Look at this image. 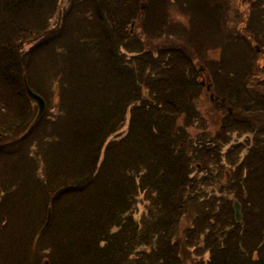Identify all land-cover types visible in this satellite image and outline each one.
Returning a JSON list of instances; mask_svg holds the SVG:
<instances>
[{"label": "trees", "instance_id": "1", "mask_svg": "<svg viewBox=\"0 0 264 264\" xmlns=\"http://www.w3.org/2000/svg\"><path fill=\"white\" fill-rule=\"evenodd\" d=\"M141 1L75 0L53 27L49 20L58 11V0H0V143H8L0 149V160L17 163L13 166L5 161L0 184H11L8 179L13 180L12 175H18V171L21 178L25 177L24 185L21 183L24 189L15 188L19 198L13 197L15 190L10 191L2 205L1 212L5 213L0 214V220L12 228L5 233L23 227L26 233L32 221L26 215L28 210L33 213L39 204L41 210L50 204L49 229H64V236L57 241L60 247L56 243L50 257L51 264H181L186 254L183 252L190 247L198 251L201 234L207 232L212 237L215 228L227 246L214 251L213 242L206 264H264L263 254L260 259L252 255L256 246L263 251L264 244V162L259 157L264 151L252 147L239 162L234 156L239 148L225 154L238 170L220 193L229 191L243 206L246 197L243 200L241 195L248 196L252 189L251 195L257 196L250 201V212L242 211L241 225L233 223L231 201L226 198L230 212L211 215L209 204L207 218L213 226H202L205 212L198 206L206 209L207 203L199 204L194 197L187 199L189 194L212 185L215 175L205 168L200 179L192 178L189 157L195 154V148L187 146L188 151L185 145L180 147L176 136L178 132L186 135L187 127L199 116L189 85L196 74H187L191 66L184 63L185 56L179 62L173 53L178 46L172 42L159 44L157 55L147 48L154 36L167 34V28L163 29L168 27L166 14L171 0H143L151 7L150 14L148 8L144 10L143 18L139 17L143 13L139 9ZM197 1L176 0L190 7ZM105 6L107 15L103 13ZM119 10L121 14H116ZM132 20L136 22L130 33ZM120 47L132 55L123 54ZM23 73L30 87L47 101L46 113L31 127L35 107L26 97ZM224 76L228 77L226 71ZM144 88L147 96H143ZM233 89L236 91L223 94L214 89L226 98L225 102L215 101L219 114L226 116L220 127L224 143L231 132L247 130L233 106L234 98L240 96ZM127 113L128 134L107 144L100 159L108 135L124 124ZM208 135L200 140L199 151L204 152L200 154L206 162L212 159L218 164L220 171L222 154L214 148L215 140L208 141ZM258 141L257 137L254 142ZM259 144H264V138ZM34 146L39 147L45 171L34 170L38 165L32 153ZM221 179L224 181L223 172ZM257 182L261 184L255 191ZM141 193L154 205L146 209L143 229L131 217L118 216L129 210ZM188 204L198 208L194 217L198 226H188L189 231L182 234L177 226L189 217L185 209ZM86 216L92 217L89 224L95 225L84 234L79 230ZM116 225L119 228L113 232ZM251 233L254 239L246 243L252 252L247 258L226 249L230 242ZM4 236L0 234L1 240ZM142 244L149 246L148 253L142 251L145 257L133 252ZM13 262L25 263L17 258Z\"/></svg>", "mask_w": 264, "mask_h": 264}, {"label": "rangeland", "instance_id": "2", "mask_svg": "<svg viewBox=\"0 0 264 264\" xmlns=\"http://www.w3.org/2000/svg\"><path fill=\"white\" fill-rule=\"evenodd\" d=\"M74 2L75 0H58V11H54V15L49 20L50 26L55 25L57 18L61 16L63 10H67L68 8H70ZM114 2L113 5H115ZM197 2L192 4V6L189 8H184V6L186 5L182 6L181 2L171 0L168 4L166 14L168 27H165L163 29L165 30L167 28V34L163 37L160 36V38H158L159 36H154V38H152V42L147 45V48L155 55L159 43L172 42L173 45L178 46L176 50H173V53H176L177 59L180 58L179 62L182 61L185 56L187 60H184V63L187 66H191V68H189L190 72H197V75L195 76V79L197 81L192 78L193 81L192 83H189V85L191 86V93L196 97L195 113H197L199 116L193 119V121L190 123L191 126L187 127L186 135L182 132H178L179 134H177L176 136L179 146L182 145L180 147L184 148L183 145H185L186 150L189 149L187 148V146L195 148V154H191L189 157V162L191 164L190 176L195 179H200L203 175H205V168H208L209 172L212 171V173L215 175V181L214 183H212V185L202 187L201 190L198 191L200 193L196 192L189 194L187 199L190 201L194 197L195 199H197L196 202L199 204L201 201L204 202V205H206L207 203L206 209H202L197 205L198 208L202 210L201 212H205V216H202L203 218H205V220L202 221V226H205L206 223L207 227L209 226V224H212L213 226V223H210V220L207 218V216H209V212L207 210L211 208L208 206L209 204H212V210L210 212L211 215L215 213V215L220 216L226 210L230 212V210H228V204L226 201V198L228 199V196L230 195L229 191L225 194L220 193V190L224 189L223 185L225 184V181L221 179V173L223 172V175H225V171H227L228 175L232 178L234 177V173L235 176L237 175L236 172L238 169L234 163L231 164L227 161L225 154L234 152L235 149L239 148V153L234 154V156L237 155L235 160H238L239 162L241 161V159H244L245 155L248 154L249 149L252 147L255 151H264V144H259L261 142V139L264 138V102L261 97V95H264V19H258L260 13L262 11L264 12V0H211V3L209 2V0H198ZM142 5L144 7L142 10H140L143 11V13L139 16L140 18L144 17V10L148 8L147 2L143 1L142 4H139V9H141ZM105 7L106 10H104L103 13L107 15L109 11L107 9V6ZM150 9L151 7L149 6L148 14H150ZM116 14H121L120 10ZM249 16L250 19L248 20L247 18H249ZM207 17H209L212 22L214 21L211 28L210 22L208 21ZM203 18L206 21H201ZM229 28L233 29L230 31ZM201 29L202 31L205 30V32L207 33L209 29H211L212 33H210V35L204 34L206 36H202ZM230 34L231 38L229 37ZM249 34L253 36V41L248 38ZM214 38L217 39L216 42L220 40L223 44H225V47H227L225 54L221 53L224 48L220 46V49L218 50L216 55H213L212 51L216 49L214 44L216 42H214ZM254 43L258 44V46L262 48V52L260 54L256 52ZM212 44L214 45L209 49L206 56L207 58L215 59V61L211 59L213 62L205 64L204 61H202L201 55L205 51V49ZM200 63H202L201 65L205 67L204 74L206 77V82L210 83L212 86H215L214 89L217 90L218 93L223 94V92H229L231 91V89L235 90L233 88H236L239 91L240 96L234 98L233 106H235L236 110L239 113L238 116L240 122L246 124L247 132L245 131V129L243 131H239L238 133L240 134H238L237 132H231L230 135L226 137V143H224V137H222L220 130L222 121L226 120V116L222 112V114H219V109L216 107L219 105H217V102L212 103L209 101V92H206L205 88L201 87L198 82L199 78L197 65ZM225 71L228 73V77L226 78H224ZM234 77L236 78L234 79ZM219 97L223 96L219 95ZM192 113H194V110L192 111ZM203 115H205L206 118H204ZM128 119L129 114H127L124 124H120L121 126L117 125L116 129L113 130L110 135H108L106 143L112 141H120L125 135L128 134ZM180 123H183V121H180ZM241 126L243 127V125ZM218 131H220V134L218 133ZM209 133L210 136L208 135V141L215 140L216 145L214 146V148L219 149V152L222 155L224 154V156L222 157L221 155L220 158V163L222 165V170L220 168V171L219 167L217 166L218 164H213L212 159H209L208 162H206L205 157L203 158L201 155L204 154V152L202 153L199 151L200 147L198 145L200 143V140L205 137L204 134ZM257 137L259 141L258 143H255L254 140ZM7 144L8 143L6 142H1L0 149L7 146ZM196 144L198 146V149ZM32 153L38 164L35 165L34 170L36 169L45 171V164L42 155L40 154L39 147L34 146V150ZM263 153L262 156L259 155L261 162H264ZM6 160V158L0 160V170L1 168L7 167L5 163ZM7 161L9 162L8 164H12L14 162L12 159H9ZM12 165L16 166L17 163H13ZM261 168H264V164L261 166ZM38 173L39 172H37V174ZM243 173L244 172L241 171L240 175H243ZM15 174H17V171L15 172ZM18 175H12L14 176L13 180H11L10 178L8 179V183L12 182L11 184H8L6 186L0 184V214L5 213L1 212V210L2 205L5 203V199L10 196L9 192H12L13 190H15V188H19L20 190L24 189L21 183L23 184L25 177L21 178L20 175ZM241 178L244 177L241 176ZM19 180V184L15 186L14 183ZM254 182L256 181H252V183ZM259 183L260 182H257L253 186V189L255 191L258 190V186H260L261 184ZM189 191L190 190H188V192ZM142 194L144 193H141V195H136L135 202L133 201V204L130 206L129 210H126L125 213H120L118 215L120 219L131 217L133 222H135L140 229H143V219L146 214V209L154 207L151 201H145L144 195ZM251 194L252 189L250 190L248 196L241 195L243 200L246 197L245 206L241 205V211H243L244 209H248V213L250 212V201H252L254 198H257V196H254V194ZM18 195L19 192L16 189L13 197L18 199ZM145 196L147 198L148 195L145 194ZM40 205L41 204L35 207L33 213L29 210L26 213V215H29L31 217L30 220H32L29 222V224H27L28 227L26 228V233L24 227L13 229V232L5 233V231H11L12 228H10L8 224L6 226V223L0 220V229L2 230L6 226L4 233H1L0 230L1 235H6L2 240L0 238V264H16L13 262V259L15 258L24 261V264H51L52 260L50 257L55 250L54 247H56V245L58 244V239L64 236L62 235L64 229L54 228L50 230L48 227L41 235L37 237L38 230H40L45 222L48 209V205H45L43 207L45 209L41 210ZM198 208L194 206L190 207V204L185 206L186 211H188L187 215H189V217H186V215L183 216L182 218H186H184V220H182V222L177 226L182 234L189 231V227L193 228L195 227V225L198 226V220L194 219L196 215L195 213ZM83 220L85 221V223L81 225L82 228H80L79 232L87 234L88 227L93 228L95 224L90 225L93 222L92 217L86 216L83 217ZM114 221L115 220L109 222L107 221V223L105 224H110ZM241 222L236 221L233 223H235L236 225L240 223L241 225ZM116 226V228L112 229L113 232L118 230L119 226ZM243 228L244 226L242 227V229ZM229 230L230 229L227 227L226 231L228 232ZM209 235L210 234L207 232L201 234V248H198V251H201L203 253H195L198 251L190 247L189 250H185V252H183L186 253L185 257H183V255L181 254V256L184 258V261L181 264H206V262H208L210 258L212 250L217 251V249H223L225 246H227L225 241H222V236L217 233L216 228L213 230V234H211L213 236L209 237ZM12 238L15 239L12 240ZM261 238H263V236H261ZM252 239H254L252 233L248 234L247 236L244 234L242 236V239H237L234 242H230V244L228 245L229 247H227L226 249L232 251V254H235V252L237 251L241 258H247V256H249L252 252V247H249L250 245H247L246 242L250 240L252 241ZM63 242H65V240H63ZM213 242L214 249L211 250L210 245ZM220 243V246L216 245ZM259 244L260 242H257L256 245ZM100 245L102 246L103 242H100ZM58 247H60V244H58ZM147 248H149V246L142 244L137 247L135 246L133 252L136 251L135 254H137L138 252L141 257H145L142 254V251L147 252ZM220 254L221 253H219V255ZM225 254L226 253H222L221 255L225 256ZM261 254H263L262 261L264 262V244L263 251L260 250V247H255V251L252 253V255L254 256L253 259H260ZM5 255L7 256L4 257ZM222 258L227 259L226 257H218V260ZM146 263H149L148 260H146Z\"/></svg>", "mask_w": 264, "mask_h": 264}, {"label": "water", "instance_id": "3", "mask_svg": "<svg viewBox=\"0 0 264 264\" xmlns=\"http://www.w3.org/2000/svg\"><path fill=\"white\" fill-rule=\"evenodd\" d=\"M23 82H24L26 94H27L29 100L37 106V114H36V117L34 119V122H36L44 114L45 109H46V102L41 96H39L38 94L34 93L31 90V88L29 87V85L27 83V78H26L25 74L23 75ZM208 89H209V87H208ZM211 98H212V96H211ZM233 208L235 211L236 220L238 221L241 219L240 204L237 201H234ZM51 216H52L51 208L49 206L47 209V215L45 218V222H44L43 226L40 228V230L37 232V237L39 235H41L47 229V227L51 221Z\"/></svg>", "mask_w": 264, "mask_h": 264}, {"label": "flooded vegetation", "instance_id": "4", "mask_svg": "<svg viewBox=\"0 0 264 264\" xmlns=\"http://www.w3.org/2000/svg\"><path fill=\"white\" fill-rule=\"evenodd\" d=\"M259 18H263V19H264V12H263V11L260 13V16L258 17V19H259ZM247 19L249 20V19H250V16H249V18H247ZM244 20H245V19H244ZM232 29H233V28H229L230 31H231ZM213 34H214V32H213ZM229 37L231 38V34L229 35ZM214 44H215L216 49H214V50L212 51L213 55H216V53H217L218 50L220 49V46H222V47L224 48L223 51L227 49V47H225V44H223L220 40H218V42H216V43H214ZM214 44H212L211 46H208V47L205 49V51L202 53V55H201V57H202V61H204L205 64H209V63L215 61V59H213V58H207V56H206V54L208 53L209 49H210ZM223 51L221 52L222 54H223ZM221 53H220V54H221ZM211 59H212L213 61H212ZM201 64H202V63H200V64L197 65V70H198V68H199L200 66L204 67V66L201 65ZM204 72H205V67H204ZM198 78H199V76H198ZM262 100H263V102H264V95H262Z\"/></svg>", "mask_w": 264, "mask_h": 264}, {"label": "bare ground", "instance_id": "5", "mask_svg": "<svg viewBox=\"0 0 264 264\" xmlns=\"http://www.w3.org/2000/svg\"><path fill=\"white\" fill-rule=\"evenodd\" d=\"M228 111H231L230 109H228Z\"/></svg>", "mask_w": 264, "mask_h": 264}]
</instances>
